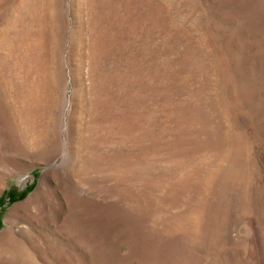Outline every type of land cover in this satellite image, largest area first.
I'll return each mask as SVG.
<instances>
[{
    "label": "rangeland",
    "instance_id": "1",
    "mask_svg": "<svg viewBox=\"0 0 264 264\" xmlns=\"http://www.w3.org/2000/svg\"><path fill=\"white\" fill-rule=\"evenodd\" d=\"M0 264H264V0H0Z\"/></svg>",
    "mask_w": 264,
    "mask_h": 264
},
{
    "label": "bare ground",
    "instance_id": "2",
    "mask_svg": "<svg viewBox=\"0 0 264 264\" xmlns=\"http://www.w3.org/2000/svg\"><path fill=\"white\" fill-rule=\"evenodd\" d=\"M213 179V178H212Z\"/></svg>",
    "mask_w": 264,
    "mask_h": 264
}]
</instances>
